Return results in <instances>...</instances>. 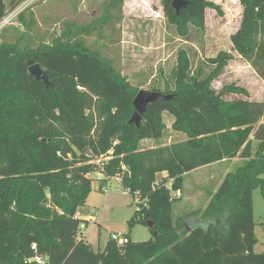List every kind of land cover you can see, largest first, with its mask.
Here are the masks:
<instances>
[{"label":"trees","instance_id":"obj_1","mask_svg":"<svg viewBox=\"0 0 264 264\" xmlns=\"http://www.w3.org/2000/svg\"><path fill=\"white\" fill-rule=\"evenodd\" d=\"M23 1L0 0V21ZM172 1L161 0L164 17L184 41L192 29L204 31L207 7H217L186 0L176 13ZM239 3L232 50L264 82V0ZM122 4L104 1L102 16L87 26L64 22L49 43L22 46L0 36V264H37L35 256L44 264H264V252L253 251L252 212L255 188L264 200V101L224 98L247 95L234 84L217 92L211 87L230 52L193 66L179 48L172 88L159 90L169 98L148 105L138 126L129 123L139 88L83 37L120 13ZM29 60L50 86L29 73ZM164 112L184 140L140 148L141 140L163 136ZM236 156L242 165L225 175L206 206L173 220L171 193L181 189L183 175ZM100 157H109L102 165L108 179L119 177L123 188L148 197L136 213L142 223L153 222L150 240H110L100 252L76 238L81 219L74 215L91 192L89 174ZM160 172L166 175L153 187Z\"/></svg>","mask_w":264,"mask_h":264},{"label":"rangeland","instance_id":"obj_2","mask_svg":"<svg viewBox=\"0 0 264 264\" xmlns=\"http://www.w3.org/2000/svg\"><path fill=\"white\" fill-rule=\"evenodd\" d=\"M106 0H24L20 14L0 28L1 39L7 42L20 40L22 46L49 43L58 36L64 22L87 26L103 14L102 3ZM217 7L209 6L205 11V29H192L188 41L177 37L167 24L161 0H123L121 12L113 11L107 24L96 27L89 36H83L85 44L112 60L113 65L128 78L130 84L139 89L166 90L172 88L171 71L175 65L179 48L187 50L192 65L203 59L214 57L219 51L232 54L220 75L211 83L217 92L224 85L243 87L245 94H226L224 98H244L264 101V82L252 67L232 50L230 36L237 30L242 7L239 0H208ZM10 12V11H9ZM8 12V13H9ZM7 13V14H8ZM166 129L161 143L185 137L174 132L172 116L163 113ZM159 141L158 139H151ZM238 166H229L228 171ZM203 172L184 177L182 197L172 204V218L206 206L208 191L217 189L216 179H205ZM91 192L85 204L78 209L83 238L93 251H104L110 235L119 232L128 235L131 242L148 241L152 233L147 224L140 221L136 213L134 198L123 194L118 179L102 184L91 174ZM159 175L155 181L160 180ZM264 178V174L262 175ZM252 212L256 223L264 220V200L257 187L252 192ZM136 215V219L130 222ZM257 226V227H256ZM254 234L257 242L254 253L264 252V229L256 225ZM257 251V252H255Z\"/></svg>","mask_w":264,"mask_h":264},{"label":"built area","instance_id":"obj_3","mask_svg":"<svg viewBox=\"0 0 264 264\" xmlns=\"http://www.w3.org/2000/svg\"><path fill=\"white\" fill-rule=\"evenodd\" d=\"M22 10V6L20 7H16L15 9H13L12 11H10L1 21H0V28L3 27L4 25L8 24L10 22V20L12 18H14L15 16H17V14ZM109 157H100L98 159H96L94 161V163L96 164V169L93 173L91 174H96V180L100 181V183L102 184L101 190L103 192L106 191V187H105V182L106 180H108V178L104 175L103 170H102V165L104 163V161H106ZM89 174V176L91 175ZM111 179V178H110ZM112 179H118L119 177L116 178H112ZM158 181H155L153 183V187L157 184ZM170 182H172V179H170L167 183V186L170 185ZM123 194H129L131 195L134 200H135V206L137 207V210H140L142 207H146L148 204V197L147 196H143L139 190H133L131 191L129 188H124L122 191ZM172 197H176V192H172L171 193ZM74 218H79L78 214L76 213L74 215ZM85 226L83 224L80 223L79 228L76 232V238H82L83 234L81 232V229L84 228ZM110 240L114 241L117 245H124L126 243L129 242V238L126 236V234L123 233H119V232H114L111 233L110 235ZM32 260H34L37 264H44L45 259L35 256Z\"/></svg>","mask_w":264,"mask_h":264},{"label":"water","instance_id":"obj_4","mask_svg":"<svg viewBox=\"0 0 264 264\" xmlns=\"http://www.w3.org/2000/svg\"><path fill=\"white\" fill-rule=\"evenodd\" d=\"M171 4L176 13H179V10L185 8L189 2L186 0H173ZM27 65L29 73L34 76L36 80H42L46 86H50V81L48 80L47 75L38 63H33L31 60H29ZM168 98V95L162 94L159 91L139 89L132 101L134 111L128 122L138 126L141 121V114L146 110L148 105L167 100ZM146 224L149 228L153 227V222L150 220H147ZM153 234L155 235L156 232Z\"/></svg>","mask_w":264,"mask_h":264},{"label":"crops","instance_id":"obj_5","mask_svg":"<svg viewBox=\"0 0 264 264\" xmlns=\"http://www.w3.org/2000/svg\"><path fill=\"white\" fill-rule=\"evenodd\" d=\"M158 140L159 141H155V140H151V139H143V140L140 141L139 146L142 149L154 148V147H156L158 145H167V144H170V143L175 142V141L176 142L177 141H182V140H184V137H182L181 139L175 140V141L167 140L166 143H161L162 142L161 141V138L158 139ZM243 161H244L243 158L236 156V157H233V158H230V159H224V160H221V161H218V162L209 164V165H205V166L199 167L197 169H194L192 171H189V172L185 173L183 175V183H184V177L186 175L192 174V173H196V172H199L200 171V173L203 172L202 174H200V176H203L204 175L205 176V179H208V176H210L209 179H211V180H215L216 179L215 184H216V187H217L218 184H220V182L222 181V179L225 177V175L228 172H230V171H228V165L229 166L230 165L231 166H235V165L238 164V166H239V165H242ZM157 175H159L160 176L159 179H161V178H163L166 175V173L165 172H160ZM182 188H183V184H182L181 189L178 192H176V200L179 199L180 197H182ZM215 191H216V189H214L212 191H208V196H210ZM209 199H210V197L207 199L206 204L208 203ZM202 208H204V207H202ZM77 214H78V217H79L80 214L78 212H77ZM256 225H260L258 227H261V229L263 230L264 229V220L259 221L258 223H256L254 221V227ZM255 230L256 229L253 228V231L254 232H255ZM255 252H257V251H255Z\"/></svg>","mask_w":264,"mask_h":264}]
</instances>
